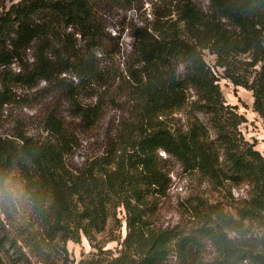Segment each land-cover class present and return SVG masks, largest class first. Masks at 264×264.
Here are the masks:
<instances>
[{"label": "trees", "instance_id": "trees-1", "mask_svg": "<svg viewBox=\"0 0 264 264\" xmlns=\"http://www.w3.org/2000/svg\"><path fill=\"white\" fill-rule=\"evenodd\" d=\"M209 2L211 14L184 4L178 20L181 29L161 28L157 31L158 38L148 33L138 36L142 68L136 79V94L153 119L182 110L187 105V91L192 89L198 98V111L210 118L214 137L198 117L187 118L185 127L180 129L149 124L133 144L128 162L114 173H104L105 185L123 202L129 215L128 228L137 235L143 231L148 197L165 196L170 187L160 152L176 159L187 172H198L211 180L222 179L234 185H249L253 195L247 206L237 211L240 221H233L222 211H211L209 217L215 222L202 231L216 247L220 264H264V237L258 245L261 252L245 250L236 244L244 222H263L264 156L241 136L239 127L245 119L235 107L226 105L219 80L204 60V52L208 51L216 57L217 67L224 69L227 79L252 91L254 110L264 119V0ZM52 16L79 26L81 35L92 47L87 46L88 50L82 54L75 45L66 43L59 54L43 41L33 68L17 74L11 70L1 73L19 60L22 50H28L33 42L54 32L46 21ZM223 20L234 30H229ZM99 38L90 26L89 0H22L1 11L0 109L13 103L11 88L15 84L32 87L39 80L50 81L55 74L66 72L81 81L97 79L99 62L93 48L102 47L97 43ZM241 55L250 57L251 66L257 67L251 83L234 73L237 57ZM179 65L183 66L182 74L178 73ZM47 125L50 137L44 143L24 138L19 151L13 145L0 143V207L6 200V180L15 170H20L28 194L46 224L45 242L50 246L56 242H79L81 234L96 228L95 219L66 165L73 147L70 138L57 118L49 119ZM3 210V214L10 213L7 207ZM230 233L235 236L232 238ZM149 241L143 243L138 236L135 239L144 251L138 264H163L172 242H176L180 264H201L197 255L191 254L193 242L185 236L163 232ZM0 246L8 254L7 247L10 248L14 264H31V257L23 252L22 246L34 253L42 249L31 234L18 226L16 237L15 233L0 235Z\"/></svg>", "mask_w": 264, "mask_h": 264}, {"label": "rangeland", "instance_id": "rangeland-1", "mask_svg": "<svg viewBox=\"0 0 264 264\" xmlns=\"http://www.w3.org/2000/svg\"><path fill=\"white\" fill-rule=\"evenodd\" d=\"M20 1L0 0V12ZM184 4L193 5L205 14L212 13L209 0H89L90 26L100 37L97 43L102 45L93 48L99 62L98 78L86 82L66 72L55 74L50 81L39 80L32 87L12 86L13 103L0 109V143L15 146V151H19L24 138L44 143L50 137L47 122L57 118L73 146L66 159L68 171L80 187L96 223L88 234H81L79 242H56L50 246L45 242L46 224L28 194L23 173L15 170L4 184L6 200L0 207V235L15 233L16 237L17 226L31 234L42 248L39 254L22 246L23 252L31 257V264H138L144 251L141 245H136V237L148 243L163 232L191 240V254L197 255L201 264H220L216 247L203 236L202 229L215 222L209 217L211 211H222L233 221H240L237 211L250 201L251 186L187 172L176 159L160 152L170 187L165 196L148 197L143 231L137 235L128 228L129 215L123 202L105 185L104 173H114L128 162L133 144L149 124L180 129L185 127L187 118L198 117L214 137L210 118L198 111V98L192 89L187 91V105L182 110L153 119L136 94V79L142 68L138 36L148 33L158 38L157 31L161 28L181 29L178 20ZM46 21L54 32L22 50L19 60L1 73L11 70L17 74L33 68L43 41L59 54L66 43L75 45L82 54L88 50L87 46L92 47L81 35L79 26L57 16ZM222 23L234 30L227 21ZM204 60L219 80L226 105L235 107L245 119L239 127L241 136L264 156V119L254 110L253 92L227 79L224 69L217 67L216 57L208 51L204 52ZM237 61L235 75L251 83L257 67L251 66L252 60L247 55L237 57ZM177 69L179 74L183 73L182 65ZM4 207L9 214H3ZM230 236L233 238L235 234ZM263 237L264 214L263 222H244L236 244L245 250L261 252L258 247ZM175 243L170 244L163 264H180ZM7 249L9 254L0 246V264H14L12 251Z\"/></svg>", "mask_w": 264, "mask_h": 264}]
</instances>
